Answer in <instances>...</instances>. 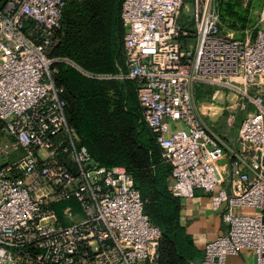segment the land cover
Listing matches in <instances>:
<instances>
[{"label":"built area","instance_id":"2783aa9c","mask_svg":"<svg viewBox=\"0 0 264 264\" xmlns=\"http://www.w3.org/2000/svg\"><path fill=\"white\" fill-rule=\"evenodd\" d=\"M66 2L0 0V122L11 137L0 155H18L0 165V264H156L161 233L131 174L77 144L53 80L57 59L88 77H114L49 56ZM195 3L196 37L186 47L188 31L177 23L184 0H123L127 71L117 77L136 82L142 118L171 165V193L203 189L214 192L215 207L225 204V229L199 264H226L242 249L264 264V5L256 35L241 40L222 31L214 0ZM197 85L241 101L230 141L198 119Z\"/></svg>","mask_w":264,"mask_h":264},{"label":"trees","instance_id":"16d2710c","mask_svg":"<svg viewBox=\"0 0 264 264\" xmlns=\"http://www.w3.org/2000/svg\"><path fill=\"white\" fill-rule=\"evenodd\" d=\"M122 1L67 0L49 56L68 58L95 74L125 73ZM53 69L77 144L98 164L122 165L131 174L144 212L161 233L156 264H191L199 250L180 223L181 199L169 190L171 165L142 118L136 82L88 77L63 61Z\"/></svg>","mask_w":264,"mask_h":264},{"label":"rangeland","instance_id":"374dc122","mask_svg":"<svg viewBox=\"0 0 264 264\" xmlns=\"http://www.w3.org/2000/svg\"><path fill=\"white\" fill-rule=\"evenodd\" d=\"M220 13L222 31L234 39L254 38L262 25L261 14L264 0H215ZM195 0H184L177 23L188 31L186 47L195 41L194 21L196 17ZM58 58V57H51ZM61 60H54L50 66L53 73V65ZM108 75V74H101ZM117 77L118 74H112ZM193 103L198 119L218 138L230 141L236 134L240 122L244 116L241 101L226 89L208 85L194 88ZM11 137L3 128L0 129V142H7ZM17 154L8 156L0 155V165L6 161L17 158ZM225 170L226 178L228 171L225 161L220 162ZM65 206V205H63ZM71 207L75 208L72 204ZM65 208V207H63Z\"/></svg>","mask_w":264,"mask_h":264},{"label":"crops","instance_id":"0c3cea01","mask_svg":"<svg viewBox=\"0 0 264 264\" xmlns=\"http://www.w3.org/2000/svg\"><path fill=\"white\" fill-rule=\"evenodd\" d=\"M213 194L214 192L195 189L192 197L181 198L180 223L199 250V257L191 264L200 263L205 244L223 233L225 229L222 219L225 204L215 207L212 202ZM255 260L256 257L251 250L242 249L238 254L228 256L226 264H255Z\"/></svg>","mask_w":264,"mask_h":264}]
</instances>
